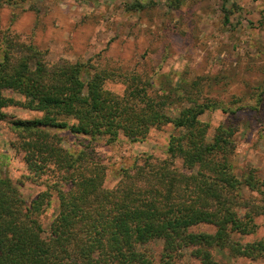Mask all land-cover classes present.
Masks as SVG:
<instances>
[{"label": "trees", "instance_id": "16d2710c", "mask_svg": "<svg viewBox=\"0 0 264 264\" xmlns=\"http://www.w3.org/2000/svg\"><path fill=\"white\" fill-rule=\"evenodd\" d=\"M16 2L0 0V7ZM206 80H183L161 93L130 70L51 61L46 50L0 33V120L10 106L43 113L11 120L14 145L32 176L54 174L59 198L45 235L41 216L51 190L28 201L19 182L0 176V264H185L186 256L220 264L221 252L264 264V238L237 237L255 234L257 219L264 218V175L255 167L236 172L234 124L222 123L210 134L201 116L223 105L205 91L211 86ZM108 81H121L123 93L109 89ZM167 124L178 130L168 157L148 155L106 187L107 165L94 144H112L120 135L142 141ZM61 130L86 142L69 147ZM204 225L214 230H201ZM155 240L163 241L157 260L147 247Z\"/></svg>", "mask_w": 264, "mask_h": 264}, {"label": "rangeland", "instance_id": "374dc122", "mask_svg": "<svg viewBox=\"0 0 264 264\" xmlns=\"http://www.w3.org/2000/svg\"><path fill=\"white\" fill-rule=\"evenodd\" d=\"M5 31L46 50L51 61L120 67L150 79L161 93L183 80L207 78L211 86L205 91L210 97L229 110L246 108L231 113L218 107L201 119L209 124L211 135L222 123L234 124L236 172L255 167L264 175V0H17L0 7V33ZM106 86L118 93L125 89L121 81H108ZM5 111L8 116L0 120V176L19 182L28 201L51 190V203L41 216L47 235L59 206L51 185L56 177L51 172L38 178L31 175L24 153L14 145L18 137L11 125V120L43 113L23 106ZM59 133L69 147L80 148L86 142L68 130ZM173 133L178 130L167 124L152 128L142 141L124 135L109 145L98 140L94 150L107 165L105 186L115 187L122 168L148 155L167 158ZM177 164L181 166V161ZM257 221L255 234L237 237L243 242L264 238V218ZM200 229L214 230L210 225ZM162 246V240L147 244L156 260ZM217 259L220 264H259L227 252L218 253ZM184 263L201 264L188 256Z\"/></svg>", "mask_w": 264, "mask_h": 264}]
</instances>
